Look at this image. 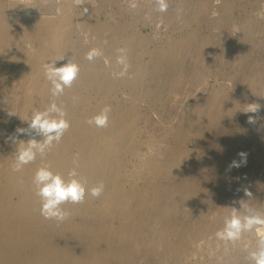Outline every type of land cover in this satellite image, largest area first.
Returning <instances> with one entry per match:
<instances>
[{
	"label": "rangeland",
	"instance_id": "1",
	"mask_svg": "<svg viewBox=\"0 0 264 264\" xmlns=\"http://www.w3.org/2000/svg\"><path fill=\"white\" fill-rule=\"evenodd\" d=\"M136 3L0 0V264H248L255 232L215 233L233 208L264 213V0ZM92 48L103 55L89 62ZM53 61L79 66L59 97L42 67ZM53 100L69 129L13 171L10 137ZM105 106L108 126H90ZM74 156L104 192L46 220L33 175L47 164L67 178Z\"/></svg>",
	"mask_w": 264,
	"mask_h": 264
},
{
	"label": "clouds",
	"instance_id": "2",
	"mask_svg": "<svg viewBox=\"0 0 264 264\" xmlns=\"http://www.w3.org/2000/svg\"><path fill=\"white\" fill-rule=\"evenodd\" d=\"M80 3V0H77ZM157 5L156 10L163 13L168 10V0H154ZM130 6L137 7L136 0H131ZM59 11V9L57 10ZM121 53L117 57V64L123 65V70L119 75H124L127 71L126 53L124 49H118ZM103 53L98 48L90 49L85 58L92 62L102 56ZM63 60V59H61ZM58 61V60H57ZM45 78L51 84V95L53 97L61 96L66 88H70L77 78L79 66L76 63L68 61L62 66L57 67L56 61L44 63L42 65ZM261 105L250 103L247 105L245 113H258ZM110 106H105L99 114L90 118L87 123L95 125L98 128L108 126ZM27 121L26 128H17L16 135L10 137L13 143L17 145L15 151V164L13 171L20 172L24 166L33 163L37 155L41 158L52 148L54 143H59L65 132L70 127L66 119V112L61 106L53 100L43 111H34ZM249 123H255L256 117L250 115ZM42 137L37 140L32 133ZM27 135L30 138L25 142L19 140V135ZM241 156H244L242 153ZM246 162V161H245ZM73 167L67 172V178L59 172H54L50 165L42 164L35 171L32 183L35 186V194L39 197L40 215L46 220H55L60 223L67 219L69 213L63 208L66 203H83L86 196L99 198L104 192L102 182L88 187L78 176V156L73 158ZM234 166H240L233 162ZM245 195L252 197V193L245 190ZM238 210L233 208L231 213L224 219L223 227L215 233L218 240L235 243L242 239L245 233L257 234L255 249L248 252V264H264V213L249 209V214L241 216ZM247 248V245H245Z\"/></svg>",
	"mask_w": 264,
	"mask_h": 264
}]
</instances>
